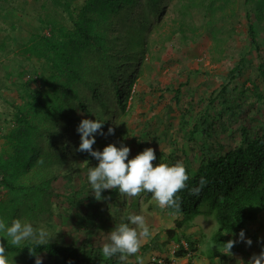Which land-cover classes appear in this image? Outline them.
<instances>
[{
    "label": "trees",
    "instance_id": "obj_1",
    "mask_svg": "<svg viewBox=\"0 0 264 264\" xmlns=\"http://www.w3.org/2000/svg\"><path fill=\"white\" fill-rule=\"evenodd\" d=\"M194 9L203 16L200 29L212 42L213 62L227 58L225 53L237 35L244 34L248 43L238 51L219 89L199 101V111L193 113L187 107L181 113L186 144L177 147V140H171L173 152L153 161L154 166L160 161L169 166L180 161L189 176L187 187L177 194L181 211L175 215V228L165 233V243L175 241L180 246L175 253L178 259L197 252V241L178 233L200 216H211L218 225L211 236L210 260L230 258L222 244L231 239L238 241L231 251H246L249 246L239 240L241 230L252 240L249 248L264 243L251 228L264 222V39H260L264 0H83L82 4L79 0H0V19L7 25L1 29L5 36L0 52L6 57L10 51L21 58L17 71L7 68L6 74L16 76L12 84L22 92V104L14 107L0 151V220L9 226L20 219L34 228L36 224L50 228L56 216L66 215L75 220L77 232L85 235L82 243L63 245L49 238V243L37 246L31 241L12 245L0 232L9 264L12 260L35 264L29 249L35 250L43 264H119L118 256L103 257V245L95 247L92 240L107 226L109 234L121 222H128L125 218L139 211L140 198L151 194L128 198L114 188L102 192L103 199L97 201L88 169L98 161L76 151L80 144L77 128L83 119L104 123L99 132L105 135L95 134L94 151L115 141L117 147L136 146L137 154L152 148L149 140H159L161 132L155 122L145 116L148 123L136 130L125 121L139 95L133 85H152V65L161 61L152 49L156 43L176 33L190 32L194 38L200 30ZM25 17L31 25L22 24ZM241 17L246 21L244 33L238 26ZM16 32L23 37L15 36ZM154 33L158 41L152 39ZM23 60L32 71L21 64ZM187 83L165 89L176 108ZM168 110L167 114L172 113ZM228 119L238 121L231 136L237 134L239 141L229 150L218 138L230 130ZM109 127L114 134H107ZM201 177L207 184L200 195H189L191 188L199 187ZM59 179L66 181L63 195L53 188ZM57 198H63L64 207ZM149 250L151 243H145L136 255L143 257ZM130 258L127 264H136V257Z\"/></svg>",
    "mask_w": 264,
    "mask_h": 264
},
{
    "label": "rangeland",
    "instance_id": "obj_2",
    "mask_svg": "<svg viewBox=\"0 0 264 264\" xmlns=\"http://www.w3.org/2000/svg\"><path fill=\"white\" fill-rule=\"evenodd\" d=\"M82 2L83 0H79L80 4H82ZM192 11L196 26L200 29L203 16L198 9ZM170 15L172 14L170 13ZM31 23L30 19L26 17L22 21L23 25H31ZM245 24V18L241 17L238 26L242 33L246 31ZM6 26L3 19H0V40L5 36V32L3 30L1 31V29L6 28ZM168 29V27L165 29L167 30L166 33H169L170 30ZM19 34H21V37ZM23 35L22 32L15 33V36L19 38H22ZM243 35H237L235 37V40L230 44L229 51L227 50L225 53L227 58L220 63L213 62L212 54L210 53L212 42L207 34L202 33L201 29L197 30L194 34V38H191L192 34L190 32H187L185 35L176 33L167 41L156 43V45L152 47V49L159 54L158 56H160L161 61L155 62L152 65L153 72L150 73L152 85L142 83L133 85V89L139 91V95L136 94L134 97L133 113L125 121L128 122L129 125L132 124L136 130L143 129L148 123L147 119L151 118V120L155 122L161 131L157 134L159 140L150 139L149 144H151L150 146L155 150L156 157H161L162 154L173 152L172 146L169 145L171 140H177V147H183L186 144L188 135H186L187 133L182 130L180 126L182 123V120H180L182 117L181 113H183L187 107L193 109V113L198 112V106L200 105L199 101L201 99L207 100L208 96L219 89L230 69L235 64V61L238 59V51L243 50L248 43L245 35ZM260 37L261 41H263L264 32H261ZM158 38L159 37L155 33L152 35L153 40L158 41ZM194 39L195 41H193ZM8 52L10 53V51ZM9 53L8 56L5 57L1 56L0 52V151L3 148L4 135L12 123L14 107L15 105L22 104L20 100L22 92L12 84L16 76L8 77V74H6L7 68L8 71L11 68L17 71L21 58H15ZM148 58L150 59V56ZM14 59H18L17 63L11 62ZM1 63L6 64L7 67L2 69ZM21 64L32 71L29 62L23 60ZM132 70L133 68L129 71L130 74L133 72ZM14 74H16V72ZM186 81H188V83L182 89L179 109L178 107L176 108L173 100L171 101V95L165 92V89L178 87L180 83H185ZM168 107H172L170 109L172 113L170 114H167ZM170 110H168V112ZM156 115L158 117H156ZM145 116H148V118L146 119ZM236 121L235 119H228L227 122L229 123L230 130L226 134H218V138L225 144L227 150L237 146L239 142L237 134L231 136V133L238 128V121ZM168 123H170V125H168ZM200 141L201 137L199 135L197 136V142ZM132 142L135 143L134 140ZM115 144L116 141L114 145ZM125 146L129 147L131 150L129 159L137 155L136 146L129 145L128 143ZM159 163H161V161ZM53 188L57 194L63 195L67 191L66 181L59 179L57 182H54ZM57 199L64 207L65 201L62 202L63 198ZM133 214L144 215L147 226L151 232L150 238L142 240L141 242V247L145 243H151V250L143 256L144 264H154L155 259H161L165 261V264H169L170 261H173V248L178 244L175 241L166 244L167 236L165 233H167V230L175 228L177 216L170 215L160 209L156 202L151 199V195L148 199L146 197L140 198L139 211ZM74 221L73 218L62 215V218L56 216L54 227L49 228L44 224L36 225L37 228H44L48 232V239L50 238L53 241L57 240L63 245L73 244L75 242L82 243L85 239V235L77 232ZM107 227L109 228L110 226ZM108 228L104 230L108 231ZM217 228L218 225L211 216H200L190 225L185 226V228L178 233V236L183 235L195 239L198 243V250L195 254L191 255V257H181L176 262L178 264H189V262H191V264H242L243 261L244 264H248L253 254L259 255L260 252L264 250V243L262 242L263 244L261 246L254 248L247 247L246 251H231L232 255H229L230 258L223 262L219 258L210 260L209 249L211 247V236L216 232ZM251 228L257 231L258 237L264 238V222L263 225H253ZM105 231H101L92 240L95 247L97 245L101 246L106 242L105 236L108 232ZM158 234L160 235L159 237H157ZM245 240L248 239L245 238ZM138 254L140 253L138 252ZM131 260L133 259L129 257L128 261Z\"/></svg>",
    "mask_w": 264,
    "mask_h": 264
},
{
    "label": "clouds",
    "instance_id": "obj_3",
    "mask_svg": "<svg viewBox=\"0 0 264 264\" xmlns=\"http://www.w3.org/2000/svg\"><path fill=\"white\" fill-rule=\"evenodd\" d=\"M99 120L83 119L77 132L80 134V144L76 151L87 152L98 161L95 167L88 169V181L93 190V195L97 201L103 199L102 192L105 190L118 189L119 194L128 198H134L141 193L151 194V199L156 202L162 210L170 209V215L179 214L181 211V201L178 193L187 187L189 176L182 162L177 161L169 166L165 163H159L154 166L156 160L155 150L147 148L129 159L130 148L124 146H115L108 144L102 151L93 150L96 143L95 134L103 127ZM100 135H105L99 132ZM108 135L114 134V128L109 127ZM42 162V161H41ZM207 184L204 177L200 178L199 187H193L189 190V195L199 196L203 187ZM128 222H121L115 226L108 234V241L104 243L101 249L102 256L112 258L118 256L119 264H127L129 257H136V264H144V258L137 256L141 248L142 240L151 236L144 215L129 214L125 218ZM0 232H4L9 238L8 242L12 245H19L23 241H31L35 245L49 243L48 232L44 228H34L30 223H22L20 219H15L11 225H7L0 220ZM239 240L245 242L251 247L252 240L245 241L243 230L239 233ZM237 240L231 239L223 243L224 254L232 255L231 250L237 244ZM185 250L188 246L182 241ZM180 246L173 248L172 255L174 260L169 264H176L178 258L175 256ZM29 255L35 257V264H43L42 258L35 253L34 249H29ZM196 253V252H195ZM192 253L189 256L195 254ZM158 264H165L161 259H155ZM0 264H9L6 254V248L0 242ZM11 264H14L12 260ZM178 264V263H177ZM242 264L244 262L242 261ZM248 264H264V250L259 255L253 254Z\"/></svg>",
    "mask_w": 264,
    "mask_h": 264
}]
</instances>
